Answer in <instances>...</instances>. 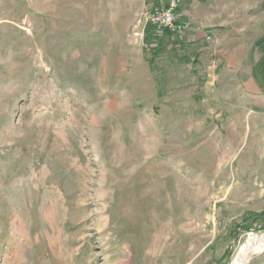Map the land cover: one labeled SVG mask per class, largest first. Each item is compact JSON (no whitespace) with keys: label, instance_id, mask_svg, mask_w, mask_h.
<instances>
[{"label":"rangeland","instance_id":"374dc122","mask_svg":"<svg viewBox=\"0 0 264 264\" xmlns=\"http://www.w3.org/2000/svg\"><path fill=\"white\" fill-rule=\"evenodd\" d=\"M154 3L0 0V264H264V144L205 112ZM262 11L180 8L213 29Z\"/></svg>","mask_w":264,"mask_h":264},{"label":"crops","instance_id":"0c3cea01","mask_svg":"<svg viewBox=\"0 0 264 264\" xmlns=\"http://www.w3.org/2000/svg\"><path fill=\"white\" fill-rule=\"evenodd\" d=\"M187 23L190 28L181 34H165L163 46L172 43L173 59L187 60L196 76L206 79L201 87L208 115L224 121L237 137L247 129L245 137L264 144V11L227 28Z\"/></svg>","mask_w":264,"mask_h":264},{"label":"built area","instance_id":"2783aa9c","mask_svg":"<svg viewBox=\"0 0 264 264\" xmlns=\"http://www.w3.org/2000/svg\"><path fill=\"white\" fill-rule=\"evenodd\" d=\"M183 0H155L152 8L147 13V22L158 34H181L188 23L181 21L180 8ZM143 36V33H142ZM210 40L211 36H207Z\"/></svg>","mask_w":264,"mask_h":264},{"label":"bare ground","instance_id":"6f19581e","mask_svg":"<svg viewBox=\"0 0 264 264\" xmlns=\"http://www.w3.org/2000/svg\"><path fill=\"white\" fill-rule=\"evenodd\" d=\"M259 250V249H258Z\"/></svg>","mask_w":264,"mask_h":264}]
</instances>
